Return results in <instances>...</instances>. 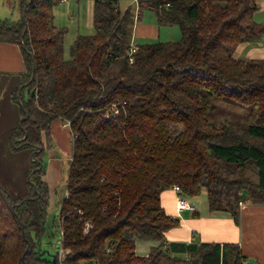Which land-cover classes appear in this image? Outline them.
<instances>
[{
	"label": "trees",
	"instance_id": "obj_1",
	"mask_svg": "<svg viewBox=\"0 0 264 264\" xmlns=\"http://www.w3.org/2000/svg\"><path fill=\"white\" fill-rule=\"evenodd\" d=\"M63 1L20 0L22 18L0 20V43L19 46L27 67L14 92L18 123L0 146L2 169L20 170L0 183V264H252L237 243L168 240L181 220L162 193L205 190L209 210L238 227L243 205H264V60L232 53L264 35L258 0H140L139 21L152 9L182 39L134 43L133 64L135 18L121 0L94 1L96 32L79 35L65 60L68 30L55 25ZM212 96L248 109L249 122L211 120ZM56 120L70 124L73 155L49 229L42 157ZM52 238L62 240V261L46 257ZM147 241L157 246L139 256L137 242Z\"/></svg>",
	"mask_w": 264,
	"mask_h": 264
},
{
	"label": "rangeland",
	"instance_id": "obj_2",
	"mask_svg": "<svg viewBox=\"0 0 264 264\" xmlns=\"http://www.w3.org/2000/svg\"><path fill=\"white\" fill-rule=\"evenodd\" d=\"M19 1L20 0H0V20L10 19L11 21H19L22 18ZM128 3L130 2L122 1L121 9L122 12L127 9H131L133 11L135 18V24L132 31L134 39L133 43L137 45L157 43L161 41H180L182 39L180 27H165V25L158 23L157 16L154 11L147 8L143 9L142 19L140 22L145 25H156L160 38L159 36L155 40L141 38L139 30H137V26L139 25V19L137 17L140 5L137 6L134 4L133 6H129ZM55 25L58 28H66L68 30V34L64 41V58L65 60H69L71 57V49L76 38L79 35L91 36L96 32L94 27V0H67L66 2H61L55 9ZM129 63L133 64L134 60L131 63L129 59ZM20 81V78H13V76H0V146H2V142L5 141V137L8 138L7 133L14 129L13 127L17 125L19 120L20 103L14 100V92ZM23 86L20 89H22ZM22 99L24 101L29 99V92L26 88L23 90ZM210 99L217 107V109L209 116L211 120L241 121L244 123L249 122L248 109L242 108L227 99H219L214 96L210 97ZM116 106L117 105H114L112 108L114 109ZM59 121L61 120H56L52 124L53 136L51 139L47 140L46 137H44L45 151L42 157L45 168L44 180L48 184L51 196L50 206L48 209L49 229H51L54 216L59 212L58 204L61 203L67 196V185L73 155V137L71 129L67 126L64 128ZM63 124H67V122H63ZM57 129L61 132V134L57 132ZM4 156L5 154L2 153V149L0 147V183H2V180L8 181L10 175H16L20 171L17 167L19 164L18 162L2 169V157ZM249 169L250 172L255 173L254 169L251 167H249ZM187 200L190 203H194L197 207V212L201 211L202 214V216L199 215L195 217L196 219H200L195 222L197 230L195 239L197 241L204 240L205 243H218L221 241L227 243L231 242L229 239H232L238 227H226L223 223H220L221 225L218 227V223L212 221L214 220L213 218H221L215 216H223L221 214H225L226 216L229 215L228 213L220 211L211 212L208 207V198L205 191L195 198L187 197ZM191 214L192 213L190 212L183 213V221L191 218ZM184 227L185 226H180L178 228L171 229L169 234L172 235L174 233L173 236L181 237L182 233L180 231H182ZM91 228V224L90 227H86V233H88ZM63 234L64 233L62 231V235ZM217 239L221 241H217ZM60 240L61 239L52 238L50 242L45 245L46 257L50 260H54L55 255L60 252V249L62 252L59 254V260L62 261L65 258V254L67 252L64 250L63 245L61 247ZM150 243L151 242L149 241L137 242V254L139 256H146L152 247ZM179 257L183 256L180 255ZM249 260L254 263L253 258L250 257ZM82 264L98 263L85 261Z\"/></svg>",
	"mask_w": 264,
	"mask_h": 264
},
{
	"label": "crops",
	"instance_id": "obj_3",
	"mask_svg": "<svg viewBox=\"0 0 264 264\" xmlns=\"http://www.w3.org/2000/svg\"><path fill=\"white\" fill-rule=\"evenodd\" d=\"M66 1L67 0H64V2ZM254 18L257 23L258 29L264 30V0H258V9L255 13ZM138 23L139 25L137 26V30H139V33L141 34L140 35L141 38H145L149 40H155L158 36L160 38L159 31L157 30L156 25H145L140 21H138ZM232 53L236 59H240V60H247V59L264 60V35H262L258 40L254 42L241 43L237 46L232 47ZM26 73H27V67L24 62V57L21 48L17 45L0 43V76L9 75V76H13V78L21 79V76L25 75ZM20 82L18 84H20ZM59 122L65 128L66 124H63L62 121ZM57 132L61 134V132L58 129ZM52 136H53V125L51 128V137ZM162 204L168 215L172 217H177L178 214L177 194L173 190V188L165 190L162 193ZM199 215L202 216L201 211L192 213L191 218H188L184 221H183V217L181 216L180 217L181 226H185L187 228L184 227V229L180 231L182 233L181 237L173 236L174 234L173 232H172L173 234L170 235L169 234L170 231H168L166 234L168 240L173 242L174 241L187 242V243H191L192 241L196 242L197 240L195 239V235L197 230H196L195 222H197L200 219L198 218L196 219L195 217ZM221 215L223 216H215L221 218H213L214 220H212L218 223V227H220L221 225L220 223H223V225H225L226 227H233V226L238 227L234 223L232 216L229 213H228L229 216H226L225 214H221ZM240 218H241L240 226L238 227L232 239H229V241H231L230 243L233 242L239 244V246L242 248L244 254L248 257V259L250 257L253 258L254 263H252V261L249 260L252 264H264V205L252 204V203L243 205L241 209ZM193 232H195V235H193ZM217 241H221V240L217 239ZM201 242H205V241L202 240ZM218 243L224 244L227 242L221 241ZM150 244L152 245V247L157 246V243L155 242H151ZM148 254L149 253H147L146 256Z\"/></svg>",
	"mask_w": 264,
	"mask_h": 264
},
{
	"label": "built area",
	"instance_id": "obj_4",
	"mask_svg": "<svg viewBox=\"0 0 264 264\" xmlns=\"http://www.w3.org/2000/svg\"><path fill=\"white\" fill-rule=\"evenodd\" d=\"M122 1V0H121ZM124 1H129V6H133L134 4H136L137 6L140 5V0H124ZM166 7H169V5H167ZM136 46L135 44L133 43L130 50H129V59H130V62L132 63L133 62V56L134 54L136 53ZM69 122L65 125V126H69ZM174 191L177 193V217H181L182 214L184 212H191V213H196L197 212V207L195 206L194 203H190L188 200H187V196H184L182 194V190L180 189L179 186H174L173 187ZM60 244H61V247L63 245L62 243V240H60ZM62 252V250L60 249V252L58 254H60Z\"/></svg>",
	"mask_w": 264,
	"mask_h": 264
},
{
	"label": "water",
	"instance_id": "obj_5",
	"mask_svg": "<svg viewBox=\"0 0 264 264\" xmlns=\"http://www.w3.org/2000/svg\"><path fill=\"white\" fill-rule=\"evenodd\" d=\"M23 18H24V20H26V15H24ZM27 85H28V84H25V85L23 86V88L27 87ZM32 185H33V187L35 188V190L37 191L36 186H35L34 184H32Z\"/></svg>",
	"mask_w": 264,
	"mask_h": 264
},
{
	"label": "bare ground",
	"instance_id": "obj_6",
	"mask_svg": "<svg viewBox=\"0 0 264 264\" xmlns=\"http://www.w3.org/2000/svg\"><path fill=\"white\" fill-rule=\"evenodd\" d=\"M86 227H90V225H87Z\"/></svg>",
	"mask_w": 264,
	"mask_h": 264
}]
</instances>
